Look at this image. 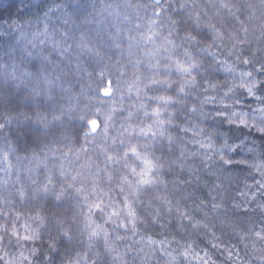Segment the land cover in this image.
<instances>
[{
  "label": "trees",
  "instance_id": "obj_1",
  "mask_svg": "<svg viewBox=\"0 0 264 264\" xmlns=\"http://www.w3.org/2000/svg\"><path fill=\"white\" fill-rule=\"evenodd\" d=\"M146 2L147 0H0V122H3L5 115L13 117L11 124L0 133V201L11 197L14 206L10 205V207L13 212L21 211L18 190L23 187L30 195L28 187L30 181L27 179L29 173L26 169H32L33 179H42L45 175V163L48 168H59L63 160L66 167L78 168L88 156L95 160L101 150L111 144V137L117 135V131L121 129L123 117L127 115V111L132 110L131 105L137 103L135 92L129 94L125 89L123 95L120 92L116 93L117 112L110 124L107 140L102 135H98L94 140L86 141L82 135L85 131L83 128L85 122L81 121L79 116L86 106L100 103L96 98L100 71L105 70V85L109 79L115 82L118 75L115 65L119 61L125 68L124 80L130 81L134 74L151 78L153 73L158 72L157 79L174 82L170 89L160 84L153 85L148 90V96H172V103L165 104L160 101L156 105L157 102L147 101V97H142L149 104V112L152 107L159 106L162 109L161 119L166 121L163 125L165 136L158 135L153 143L155 144L154 154L160 156L165 164L160 179L167 182V187L160 184L144 197L146 202L152 196L167 197L172 201V216L168 217L162 211L165 220H173L172 228L165 229L162 235L167 236L169 240L173 239V233L178 238L183 235L190 239H198L199 246L208 247L215 259V264H259L258 257L264 255V240H258L253 230L258 231L264 224V214L257 208L260 201L257 200L256 204H252L246 215L235 209L227 213L221 210V214L216 215L211 210L210 193L215 195V192L211 191L214 182L219 183L224 180L222 176L219 178L220 181L217 180L211 171L215 170L213 164L217 159L215 150L220 149V145L225 143L228 147L222 151L226 158L233 161V168L229 172L233 178L231 189L233 195L236 188L255 190L253 177H259L251 166L245 165L264 162V133L259 131L260 128H264V83H260L264 81V73H254L252 77L243 78L240 74L243 66L236 65L235 56L227 57V61L236 65V71L225 73L221 65L212 66V61L207 54L192 48L193 56L202 62L199 69H193L198 84L192 88L185 85L187 94L180 93L179 86L184 79L188 78L187 74L177 71L173 60L168 58V53L163 49L155 58L146 56L145 53L155 47L153 44L136 45L131 49L132 62L134 63L136 59L141 60L139 72H135L132 64L128 62V37L135 36L139 39L140 32L150 34L147 31V20L151 10L146 13L143 7H129V5H143ZM210 3L211 0H195L198 7L191 13L193 21L188 20L183 24V29H188L189 32L195 31L194 20L196 14L201 13L200 21L203 30L206 31V25L212 23L218 30L225 33V52L233 47V42L228 39L227 33L235 35L233 29H237L239 38L245 41L238 47L244 49L245 55L254 60L264 59V2L262 0H230V3L234 5L232 12L244 21L243 27L248 29L247 33L243 32L239 23L232 20L227 11L217 15L215 8L207 7ZM188 4L191 7L193 0H188ZM57 5L60 7L57 8ZM172 11L170 7L169 12ZM174 15H178L183 20L187 13L177 11ZM137 24L141 26L140 29L136 28ZM167 24V18L162 16L154 25L155 30L160 33V36L156 37V45L161 43L160 37L168 35ZM46 25L50 34L55 33L54 39L57 41L61 39L63 32H67L72 37L73 45L83 38L88 47L101 53L103 59H98L86 51L77 59L79 49L72 51L70 57L59 55V50L53 49L51 41L39 44L43 36L34 40L37 48H32L29 44V40H33L32 33L44 29ZM186 34L181 30L179 36L173 33L170 37L175 44L180 45L175 49L173 59L179 57L187 61V57L183 56V49L187 48L188 44H182ZM110 37H116L121 46L117 48ZM41 49L44 50V55L50 57V63L41 61L39 56ZM28 52H31L32 56L27 55ZM220 55L223 59V54ZM149 64L157 65V67L149 69ZM249 68L250 66L244 70ZM37 70L39 75L36 74ZM109 71L112 73L111 76L108 75ZM25 72L32 75H23ZM89 74L92 79H89ZM49 80L52 83H49ZM205 81L208 83L206 84ZM241 81L245 85L259 83V87L253 88V95L250 96L246 87H239ZM212 83H216L217 88L209 87ZM233 84L236 87L225 96V91ZM36 91H41V95L36 96ZM206 97H211V100H206ZM105 99L109 104L111 103L110 98ZM121 99L122 104L119 102ZM107 107L108 104L105 105V108ZM193 107L195 111L191 110ZM38 113L47 115L50 122L48 136L43 134L42 126L35 123ZM233 113H235L234 116ZM53 115L60 116V119L53 121ZM140 117H143V112L140 113ZM169 118L172 120L171 123H167ZM241 119L246 121V124H239ZM229 120L234 123H229ZM150 122V120L145 121V124ZM169 134L175 138V143L171 145L167 140ZM52 137H58L61 141L51 145L52 150L56 151L55 157L49 154L45 163L25 158L26 153L33 152L43 158L44 152L39 149L43 147V143L53 139ZM37 138L43 139V143L34 145L33 141ZM7 140H12L20 148L26 149V152H13L9 155L8 161L4 162L3 155L8 151L5 142ZM209 143L213 144L212 149L200 147V144ZM81 145H84L87 155L80 153L79 162L70 165L69 161L77 159L74 153L81 148ZM61 153H68V156L61 157ZM209 154H212L211 159L204 161L203 157ZM174 160L176 163L172 164ZM206 164L213 165V169H208ZM4 169H8V172L6 173ZM178 176L181 180L179 188L173 184L174 178ZM246 185H251V188H246ZM225 187L227 188L228 185L225 184ZM257 195L259 196V193ZM201 200H204L207 206L201 204ZM177 201H179V207L182 210L187 209L190 215L197 219H206L209 227L215 228V235L219 237V240L213 241L212 237L204 231L193 234L187 229H177ZM68 207L69 205H65L61 211L67 210ZM155 207L154 204V210ZM23 212L27 214V208ZM226 216L234 218L238 226L236 231L220 223V220L225 219ZM75 227L76 225H73L74 229ZM140 239L141 236H136L126 240L125 243L120 241L115 243L118 251L123 255L127 246L133 244V240ZM212 242L219 243L220 247L211 249ZM39 244V240L34 244L29 243L24 254H29L27 248ZM78 247L82 249L83 245ZM134 247L139 248L141 245H134ZM143 247L144 251H148L146 243ZM175 247L176 244L173 241L168 251ZM12 251L16 252L15 248ZM43 251L42 248L40 260H43ZM228 251L233 253L231 258L227 256ZM16 254L19 255L18 252ZM142 257L143 252L139 254L135 264H141ZM127 259L129 264H132L131 256ZM162 261L163 258L157 260L154 257L151 264H162Z\"/></svg>",
  "mask_w": 264,
  "mask_h": 264
},
{
  "label": "snow or ice",
  "instance_id": "obj_2",
  "mask_svg": "<svg viewBox=\"0 0 264 264\" xmlns=\"http://www.w3.org/2000/svg\"><path fill=\"white\" fill-rule=\"evenodd\" d=\"M56 7L59 8L60 5ZM129 7H143L146 13L151 10L147 20V31L150 34L140 32L139 39L135 36L128 37V62L132 64L137 73L141 60L136 59L134 63L132 62L133 53L131 49L136 45L143 44L155 45L153 49L145 53L146 56L155 58L163 49L164 52L168 53V58L173 60L177 71L187 74L188 78L184 79L179 86L178 91L180 93L187 94L185 85L192 88L198 84L193 69H199L202 62L193 56L192 48H196L202 54H207L212 61V66L221 65L222 71L225 73L235 72L236 65L243 66L240 74L245 79L252 77L254 73H264V59L249 58L245 55L244 49L238 47L245 43L239 38V30L233 29L235 35L227 33L228 39L233 42V47L225 52V33L218 30L216 25L212 23L206 25V31L203 30L200 21L201 13L196 14L195 31L189 32L188 29H183V24L187 23L188 20L193 21L191 13L198 7L195 0H193L191 7L188 0H147L143 5H129ZM170 7L173 9L172 12H169ZM207 7L215 8L217 15H222L224 11H227L232 20L239 23L243 32L247 33L248 29L243 27L244 21L232 12L234 5L230 3V0H211ZM177 11L187 13L183 20L178 15H174ZM162 16L168 20L166 27L169 31L167 36L160 37L161 43L156 45V37L160 36V33L155 30L154 25ZM224 22L229 23L228 21ZM140 27L139 24L136 25L137 29ZM181 30L187 33L182 41V44H188V47L183 49V56L187 57V61L179 57L173 59L175 49L180 45L175 44L170 37L173 33L179 36ZM117 32L119 33V29ZM32 36L33 40H29L32 48H37V43L34 40L43 36L44 38L39 40V44L42 45L51 41L53 49L59 50V55L70 57L72 51L79 49L77 59L84 51L98 59H103L101 53L88 47L83 38L77 40L73 45L72 37L67 32H63L61 39L57 41L54 39L55 33L50 34L48 32L47 25L44 29L33 32ZM110 39L117 48L121 46L116 37H110ZM27 55L32 56V53L28 52ZM39 56L42 62L50 63V57L44 55L43 49L39 52ZM230 56H235L236 65L228 63L227 57ZM242 56L243 59H241ZM249 66V70H244ZM115 67L118 73L115 82L109 79L105 85V70L102 69L99 73L100 81L97 84L96 98L100 103L86 106L85 110L81 111L79 119L85 122L83 125L85 131L82 133L85 140H94L98 135H102L105 140L109 138L110 124L117 112L115 107L117 92H120L121 95L125 89L129 94L135 92L137 103H133L131 105L132 110L127 111V115L123 117L121 129L117 131V135L111 137V144L103 148L95 160L88 156L87 160L79 164L78 168L66 167L63 160H61L59 168H48L45 162L49 154L56 156V151L52 150L51 145L61 142L58 137H52L53 139L49 140L48 143H43L44 140L39 138L33 141L34 145L43 143V147L39 151L44 152V156L41 158L33 152L31 154L26 153L25 158L35 159L38 163H45V175L42 179H33L32 169H26L29 173L27 179L30 181L28 186L30 195L23 187L18 190L21 211L13 212L12 207H10V205L14 206L11 197L3 198L0 201L2 203V207H0V221H2L0 222V264H129L127 259L129 256H131L132 264H135L141 252H143L141 264H151L154 257L157 260L163 258L162 264H215V259L210 254L208 247L199 246L198 239H190L183 235L178 238L173 233V239L169 240L167 236L162 235L165 229L172 228L173 224L172 219L165 220L162 216V211L168 217L173 214V205L170 199L152 196L147 202L144 200V197L149 195L154 188H158L160 184H164L165 188L167 187V182L160 179L165 164L160 156L154 154L155 144L153 143L158 135L160 137L165 136L163 125L166 121L161 119L162 109L159 106L152 107L149 112V104L142 97H147V101L157 102L156 105L160 101L165 104L172 103V96H148V90L153 85L160 84H164L170 89L174 82L167 79H157L158 72L153 73L151 78L142 74H134L130 81L124 80V66L117 61ZM156 67L157 65H148L149 69ZM36 74L39 75V70ZM23 75L31 76L32 73L25 72ZM108 75L111 76L112 73L109 71ZM89 79H92L91 74H89ZM48 82L52 83L50 80ZM113 83H115V88H113ZM205 83L208 82L205 81ZM260 83H264V81ZM209 87L215 89L217 84H209ZM235 87L234 84L228 87L224 93L225 96ZM239 87H246L248 95L251 96L253 95V88L259 87V83L245 85L241 81ZM35 95L40 96L41 91H36ZM105 98H110L111 103L109 104ZM205 99L211 100V97ZM119 102L122 104L123 100L121 99ZM106 104H108L107 108H105ZM191 110L195 111V107ZM141 112H143V117H140ZM218 114L223 115L222 113ZM232 115L234 116L235 113ZM12 119L13 117L9 115L3 117V122H0V133L11 124ZM52 119L57 121L60 116L53 115ZM138 119L139 123H137ZM148 120L151 122L145 124V121ZM171 122L172 120L169 118L167 123ZM35 123L41 125L43 134L48 136L50 122L47 115L38 113ZM229 123H234V121L229 120ZM239 124L244 125L246 121L241 119ZM259 131L264 133V128H260ZM167 140L170 145L175 143V138L171 134L167 136ZM5 142L8 151L3 155L4 162L8 161L9 155L13 152H26V149L20 148L12 140ZM200 147L212 149L214 146L209 143L200 144ZM227 147L226 143L221 144L220 149L215 150L214 153L217 159L213 162L215 170L211 171V174L216 176L217 180L221 176L224 177V180H219V183L214 182L211 191L215 192V195L210 193L211 210L214 214L219 215L221 210L227 213L235 209L246 215L249 207L259 200L260 203L257 204V208L264 214V162L245 165L246 167L251 166L259 177H253L256 185L255 190L247 191L244 188H236L234 190L235 195H233L231 190L233 178L229 175L233 168V161L226 158L222 151ZM80 153L87 155L84 145H81V148L74 153L77 159L69 161L70 165L79 162ZM60 155L67 157L68 153H61ZM211 155H205L203 160H210ZM181 156H183V152H181ZM171 163L175 164L176 161ZM205 166L210 170L213 169V165L206 164ZM181 168H183V164H181ZM4 171L7 173L8 169H4ZM17 179L19 180V176ZM180 182L179 176L173 180V184L177 188H179ZM225 184L228 185L227 188ZM246 188L250 189L251 185H246ZM200 203L207 206L204 200H201ZM154 204L156 205L155 210L153 209ZM65 205H69V207L67 210L61 211ZM25 208H27V214L23 212ZM176 213L177 229H187L193 234H200L204 231L212 237L213 241L219 240V237L215 235V228H210L206 219H197L190 215L187 209L182 210L179 207V201H177ZM220 223L230 226L233 231H236L238 227L231 216H226L225 219L220 220ZM73 225H76L75 229ZM21 230L23 231L21 232ZM253 234L258 240H264V224L258 231L253 230ZM136 236H141V239L139 241L133 240V244L128 245L126 252L121 255L115 242L125 243L126 240ZM37 240L40 241V244L27 248L29 254L25 255L24 250L27 245L29 243L34 244ZM173 241H175L176 247L168 251ZM145 243L148 251H144L143 245ZM79 245H83V248L78 247ZM134 245H141V247L136 248ZM210 247L216 249L220 245L212 242ZM13 248L19 255L12 251ZM42 248L44 249L43 260H40ZM201 252L204 254L201 255ZM227 256L231 258L233 253L228 251ZM258 260L259 264H264V255L258 257Z\"/></svg>",
  "mask_w": 264,
  "mask_h": 264
}]
</instances>
